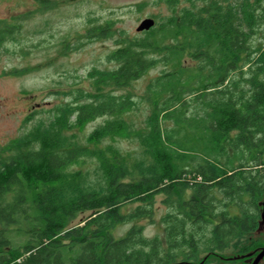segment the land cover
<instances>
[{"label": "trees", "instance_id": "trees-1", "mask_svg": "<svg viewBox=\"0 0 264 264\" xmlns=\"http://www.w3.org/2000/svg\"><path fill=\"white\" fill-rule=\"evenodd\" d=\"M202 1L121 39L113 68L87 72L94 93L70 87L47 120L0 146V264H212L228 248L247 262L264 245L253 238L264 196V46L252 39L264 30V0ZM15 32L0 20V43ZM158 63L137 125L128 116L139 101L111 88ZM97 117L104 122L81 143L75 129ZM116 137L136 140L138 152L102 145ZM157 195L163 230L149 237L137 221L153 216Z\"/></svg>", "mask_w": 264, "mask_h": 264}, {"label": "rangeland", "instance_id": "rangeland-1", "mask_svg": "<svg viewBox=\"0 0 264 264\" xmlns=\"http://www.w3.org/2000/svg\"><path fill=\"white\" fill-rule=\"evenodd\" d=\"M0 0V20L17 23L14 39L0 43V146L21 135L39 120H47L49 111L68 99L66 92L77 87L94 93L93 81L87 72L93 67L107 70L116 63L108 55L121 44L123 38L141 37L144 31L136 27L145 18L174 14L183 7H199L202 0ZM91 19V20H90ZM111 22L110 34L102 38H88L89 29ZM256 46H264V30L253 35ZM79 42V46H73ZM165 68L161 63L150 68L143 76L125 88H111L115 93L130 92L139 101L128 116L135 124H142L149 110L145 99L147 83ZM27 116H33L25 121ZM97 117L75 133L85 144L88 133L103 123ZM112 143L130 154L138 152L136 140L112 138L102 145ZM1 153L0 157L4 156ZM235 161L237 159L234 158ZM90 164V163H87ZM157 195L154 214L140 219L144 234H162L161 215L166 206ZM261 207V206H260ZM79 217L75 220L78 221ZM260 220V218H259ZM130 226L125 223L114 229L121 236ZM264 242V230L257 236ZM238 248H228L210 258L212 264H249L239 257ZM255 255V254H254ZM254 255L249 256L250 259ZM259 264H264V257Z\"/></svg>", "mask_w": 264, "mask_h": 264}, {"label": "water", "instance_id": "water-1", "mask_svg": "<svg viewBox=\"0 0 264 264\" xmlns=\"http://www.w3.org/2000/svg\"><path fill=\"white\" fill-rule=\"evenodd\" d=\"M154 24H155V20L153 18H145L142 21H140V23L136 27V31L149 30V28L154 26ZM260 206H261V209H260V220H259V223H258L259 225H258V228H257V231H256V233H258V234L261 231L264 230V196H263L262 200L260 201ZM245 255L246 256L254 255V257L252 258L250 264H259V263H261V261H262V259L264 257V245L258 247L257 250H255V251L248 252Z\"/></svg>", "mask_w": 264, "mask_h": 264}, {"label": "flooded vegetation", "instance_id": "flooded-vegetation-1", "mask_svg": "<svg viewBox=\"0 0 264 264\" xmlns=\"http://www.w3.org/2000/svg\"><path fill=\"white\" fill-rule=\"evenodd\" d=\"M246 260H247L248 263H249V262L251 263L252 258H251V259H246ZM250 263H249V264H250Z\"/></svg>", "mask_w": 264, "mask_h": 264}, {"label": "bare ground", "instance_id": "bare-ground-1", "mask_svg": "<svg viewBox=\"0 0 264 264\" xmlns=\"http://www.w3.org/2000/svg\"><path fill=\"white\" fill-rule=\"evenodd\" d=\"M260 203V202H259Z\"/></svg>", "mask_w": 264, "mask_h": 264}]
</instances>
